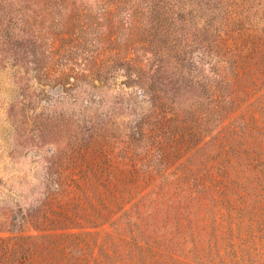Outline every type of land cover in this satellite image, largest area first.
<instances>
[{"label":"trees","instance_id":"obj_1","mask_svg":"<svg viewBox=\"0 0 264 264\" xmlns=\"http://www.w3.org/2000/svg\"><path fill=\"white\" fill-rule=\"evenodd\" d=\"M96 1L123 10L128 83L150 90L151 105L121 134L109 118L72 136L28 216L43 233L15 237L18 261L264 264V23L251 21L260 0H222L219 25L194 23L185 0ZM54 34L58 59L84 42ZM146 48L151 69L137 61ZM104 65L60 77L103 78ZM198 92L188 107L176 99Z\"/></svg>","mask_w":264,"mask_h":264},{"label":"rangeland","instance_id":"obj_2","mask_svg":"<svg viewBox=\"0 0 264 264\" xmlns=\"http://www.w3.org/2000/svg\"><path fill=\"white\" fill-rule=\"evenodd\" d=\"M185 1L198 25L205 19L219 25L225 18L222 0ZM255 4L251 21L263 25L264 0ZM107 5L96 0H0V264H32L18 261L22 249L15 237L43 233L28 224V216L45 200L49 168L60 161L72 136L109 118L114 119L111 130L121 134L123 125L151 105L150 90L128 83L125 14L119 8L106 10ZM185 16L192 19L187 12ZM190 31L198 33L193 27ZM54 33H68L66 43L78 36L84 42L71 58L58 59L50 48ZM192 50L200 54L197 46ZM138 53L137 61L151 69V49ZM100 63L108 69L103 78L71 75L61 80L62 68ZM203 98L198 92L176 99L188 107Z\"/></svg>","mask_w":264,"mask_h":264}]
</instances>
